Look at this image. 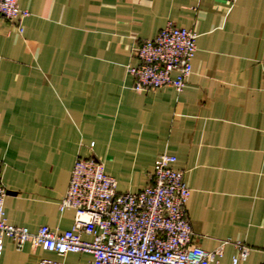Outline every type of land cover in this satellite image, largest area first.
Segmentation results:
<instances>
[{"label":"crops","instance_id":"1","mask_svg":"<svg viewBox=\"0 0 264 264\" xmlns=\"http://www.w3.org/2000/svg\"><path fill=\"white\" fill-rule=\"evenodd\" d=\"M23 32L0 17V160L8 224L61 234L74 161L95 157L118 193H138L176 158L190 190L192 243L231 264L264 260V0H18ZM171 23L196 52L181 92L133 90L134 49ZM84 240H91L83 235ZM90 264L89 254L17 250L0 264Z\"/></svg>","mask_w":264,"mask_h":264},{"label":"built area","instance_id":"2","mask_svg":"<svg viewBox=\"0 0 264 264\" xmlns=\"http://www.w3.org/2000/svg\"><path fill=\"white\" fill-rule=\"evenodd\" d=\"M232 3L235 0H226ZM30 16L18 0H0V17L23 32L22 21ZM196 34L168 23L158 35L134 49L139 65L129 70L133 90L152 92L171 86L177 93L192 73ZM176 158L162 154L154 162L149 183L138 193H118L116 181L105 174L103 162L95 157L74 161L68 188L59 210H72L70 230L52 231L47 226L35 233L7 223L5 188L0 177V256L5 238L17 250L24 245L39 247L59 256L85 253L90 264H220L223 245L208 252L193 245L194 233L186 215L190 190L183 173L174 168ZM2 161L0 160V174ZM87 235L91 240H84ZM231 264H242L249 249L236 245ZM39 264H60L42 259ZM257 264H264V260Z\"/></svg>","mask_w":264,"mask_h":264}]
</instances>
